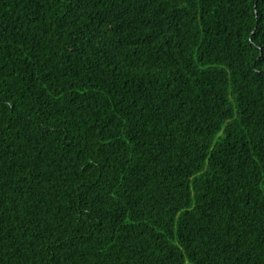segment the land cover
Here are the masks:
<instances>
[{
  "label": "trees",
  "instance_id": "obj_1",
  "mask_svg": "<svg viewBox=\"0 0 264 264\" xmlns=\"http://www.w3.org/2000/svg\"><path fill=\"white\" fill-rule=\"evenodd\" d=\"M0 264H264V0H0Z\"/></svg>",
  "mask_w": 264,
  "mask_h": 264
}]
</instances>
